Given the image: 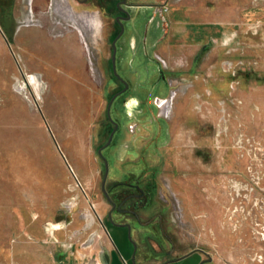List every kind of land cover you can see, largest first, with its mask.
<instances>
[{
    "label": "rangeland",
    "instance_id": "obj_1",
    "mask_svg": "<svg viewBox=\"0 0 264 264\" xmlns=\"http://www.w3.org/2000/svg\"><path fill=\"white\" fill-rule=\"evenodd\" d=\"M163 4L157 52L176 87L165 117L118 113L102 153L121 169L144 164L180 253L199 250L181 264L200 251L216 264H264V0ZM63 6H35L41 25L17 31L29 3L0 10V264H96L108 245L97 152L112 129L97 83L108 50L85 25L100 21L95 11Z\"/></svg>",
    "mask_w": 264,
    "mask_h": 264
},
{
    "label": "flooded vegetation",
    "instance_id": "obj_2",
    "mask_svg": "<svg viewBox=\"0 0 264 264\" xmlns=\"http://www.w3.org/2000/svg\"><path fill=\"white\" fill-rule=\"evenodd\" d=\"M167 1L0 0V10L26 2L33 10L39 6L46 13L57 2L60 9L68 4L73 11L97 13L101 23L98 36L108 50L101 80L97 83L108 91L106 117L112 124L106 143L97 150L103 161L100 190L108 205L101 221L115 236L117 250L121 245L127 248L132 264H148L155 259L160 260L159 264H167L179 257L175 255L178 243L168 211L159 203L158 188L146 176L144 164L138 162L121 169L111 155L106 157L102 153L112 149L111 143L120 131L118 113L133 119L157 112L160 120L164 119L162 101L176 88L174 76L157 52L169 24L163 4ZM161 82L169 86L164 96L157 93ZM139 256H144V262H138Z\"/></svg>",
    "mask_w": 264,
    "mask_h": 264
},
{
    "label": "crops",
    "instance_id": "obj_3",
    "mask_svg": "<svg viewBox=\"0 0 264 264\" xmlns=\"http://www.w3.org/2000/svg\"><path fill=\"white\" fill-rule=\"evenodd\" d=\"M170 100H171V98H170ZM106 235H107V237L109 239L108 240V245L106 246V249H104V251H100L99 260H98V262H96V264H100L101 262H99V261H102L103 259H104L103 264H110V261H113V259H115V258H116V260H121V262L123 264H132V262L130 261V258H129V253L127 252V248L124 245H121L120 249L117 250V244H115V242L113 241V239L111 237V232L110 231L108 232L106 230ZM179 246L180 245H178L176 250H175V255H177V256H179L181 258L178 257L177 259L172 260V261H170L167 264H181L180 260L183 257L189 255L190 253L199 251L196 247H193V248H190L189 250H187L185 252L180 253V247ZM200 252H201V257H199L198 260L189 261L186 264H205V263H203L204 260L201 261V258L205 259V261H207V264H216L215 262H213L210 259H207L205 257V252H203V251H200ZM104 255H105V257H104ZM143 257L144 256H139L138 259H137L138 262L139 261L144 262L143 261V259H144ZM159 262H160L159 259H155V260L150 261L148 264H159ZM68 264H72V263H68Z\"/></svg>",
    "mask_w": 264,
    "mask_h": 264
},
{
    "label": "bare ground",
    "instance_id": "obj_4",
    "mask_svg": "<svg viewBox=\"0 0 264 264\" xmlns=\"http://www.w3.org/2000/svg\"><path fill=\"white\" fill-rule=\"evenodd\" d=\"M29 9V8H28ZM28 9H26V10H24V18H22V20L21 21H18L17 23V27H16V31L17 30H20L23 26H27V27H32V26H34V25H36V24H40V22H41V20L40 21H38V20H36V21H33L32 19H31V17L33 18L34 17V10H33V8L31 7V10H30V12L28 11ZM60 11H62L60 8H59V6L57 5V2H54L53 4H52V6L50 7V9H49V11L48 12H51L52 14H55V13H60ZM63 12V11H62ZM63 13H65V12H63ZM31 16V17H30ZM69 16V18H66L65 16H62V17H65L64 19L65 20H70L71 22H73L74 23V26L77 24V31L82 35V36H85L86 34H85V32H84V29H83V25H82V23H81V21L75 16V15H68ZM58 17H59V15H58ZM58 19V18H57ZM77 20H78V22H77ZM72 23V24H73ZM71 24V23H70ZM71 24V25H72ZM41 25V24H40ZM85 25H86V27L87 28H89L95 35H97L98 34V32H99V30H100V23H99V20L96 18V17H92V18H89V19H87L86 21H85ZM145 78V77H144ZM164 93V92H163ZM259 95L260 94H262L261 92L260 93H258ZM167 101H169L170 102V100H167ZM163 102V101H162ZM166 103V102H165ZM220 104V103H219ZM170 106V105H169ZM171 107V106H170ZM222 112V113H226V109L225 108H223V109H221V110H219V112ZM169 112V111H168ZM217 113V112H216ZM221 120H224V117H222V119ZM121 136V135H120ZM219 200V199H218ZM220 204L221 203H218V206H216V209L218 210V214H217V218H220V216H221V213H219V211H220ZM222 212V211H221ZM220 221V220H219Z\"/></svg>",
    "mask_w": 264,
    "mask_h": 264
},
{
    "label": "water",
    "instance_id": "obj_5",
    "mask_svg": "<svg viewBox=\"0 0 264 264\" xmlns=\"http://www.w3.org/2000/svg\"><path fill=\"white\" fill-rule=\"evenodd\" d=\"M110 140V139H109ZM179 258H181V257H179Z\"/></svg>",
    "mask_w": 264,
    "mask_h": 264
}]
</instances>
